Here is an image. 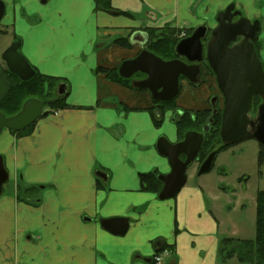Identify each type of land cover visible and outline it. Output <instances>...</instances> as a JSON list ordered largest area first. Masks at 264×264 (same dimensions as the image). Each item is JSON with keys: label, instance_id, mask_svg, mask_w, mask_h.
<instances>
[{"label": "crops", "instance_id": "1", "mask_svg": "<svg viewBox=\"0 0 264 264\" xmlns=\"http://www.w3.org/2000/svg\"><path fill=\"white\" fill-rule=\"evenodd\" d=\"M2 1L1 30L20 39L39 73L63 80L69 107L40 116L26 134L0 132L8 173L0 194V264H155V255L160 264H246L219 256L230 230L209 206L213 193L203 180L166 200L140 189V173L169 171L155 143L159 135L176 142V127L161 132L169 121L153 124L147 91L96 68L116 69L133 58L138 47L130 36L142 27L195 28L231 3L260 31L264 0H111L129 15L96 10L94 0ZM182 89L191 101L177 106L208 109L205 85L182 82ZM113 217L127 218L125 234L101 226Z\"/></svg>", "mask_w": 264, "mask_h": 264}, {"label": "water", "instance_id": "2", "mask_svg": "<svg viewBox=\"0 0 264 264\" xmlns=\"http://www.w3.org/2000/svg\"><path fill=\"white\" fill-rule=\"evenodd\" d=\"M4 13V3L0 0V20ZM235 18H237L235 20ZM217 25L211 29L206 47V60L215 74L217 87L222 98L223 107L219 127V138L223 144L237 143L245 138H255L264 146V103L258 105L255 120L250 119L248 112L252 98L264 95V69L254 48L253 40L259 29L257 20L249 21L235 9L233 3L217 13ZM206 25L196 26L192 33L180 39L175 45V53L190 62L202 59V39L207 34ZM241 37L238 44H229ZM133 43L142 47L148 35L136 31L130 36ZM19 40L2 52V60L7 71L21 80H28L35 75V69L18 50ZM4 67L0 63V102L8 93V84L2 77ZM118 73L122 78H131L136 73L145 74L141 80H134L132 85L140 90H147L153 100L169 101L179 93V79L183 77L190 83L197 82L198 64H186L179 58L163 60L147 49H141L133 58L123 60ZM65 92V85L59 84L58 95ZM215 99L211 100L213 105ZM46 101L36 98L26 99L16 114L5 116L0 111V132L3 129L21 131L34 123L41 115ZM215 111L213 110V113ZM209 122L201 131L187 130L181 140L171 143L162 136L156 140L157 152L166 158L169 165L167 173H158L157 179L162 186L157 194L159 200L175 196L186 182V169L197 159L203 145L204 134L209 130ZM253 131H248V128ZM183 156V157H182ZM215 151H211L198 167L197 174L211 169ZM97 176L105 178L101 172ZM8 180V173L0 156V194L2 186ZM100 224L106 230L123 235L128 228V220L124 217L101 219Z\"/></svg>", "mask_w": 264, "mask_h": 264}, {"label": "trees", "instance_id": "3", "mask_svg": "<svg viewBox=\"0 0 264 264\" xmlns=\"http://www.w3.org/2000/svg\"><path fill=\"white\" fill-rule=\"evenodd\" d=\"M95 9L113 14L129 15L123 11H115L111 6V0H94ZM191 29L186 30V34H190ZM145 32L148 35L147 49L167 61L177 57L175 53V45L182 38L177 37V34L181 32V29L171 28L168 26L162 28H150L147 27ZM114 42L120 46L131 47V44L127 39H115ZM254 48L259 54L260 44L257 37L253 40ZM35 69V68H34ZM35 75L26 81L19 80L15 75L6 71L9 76L7 81L9 86V92L0 104V110L5 116H12L16 114L23 101L29 96H37L42 99H48L49 111H44L43 115L48 114L51 111L57 109H63L69 107L66 103V91L62 95L54 94L53 91L57 90L59 84H64L63 80L58 77L47 76L39 73L35 69ZM96 72H102L105 76L117 82L123 86L130 87L131 89L139 90L132 85L131 78H122L116 69H106L103 67H97ZM140 74V73H138ZM259 101L257 97H254L253 106L258 107ZM177 105L175 100L163 101L152 100V107L149 109L153 124L158 127L161 125L162 117L165 111L176 110ZM211 119V127L208 132L204 134L203 145L199 151L198 161H202L211 151L215 150V142L220 141L219 127L221 122V110L218 114L212 115L209 109L203 110H181L180 114L174 118V124L176 127L177 140L183 138L184 133L187 130L201 131L202 127L206 125ZM33 123L27 128L21 131H13L18 135L26 134L30 132ZM228 144L220 143L219 149L224 148ZM263 151L264 147L262 146ZM262 154V153H261ZM263 155H260V161ZM158 172L156 170L140 173L139 182L140 189L142 191H148L158 194L162 183L157 179ZM29 192L32 189L28 190ZM30 202H33L29 200ZM163 248H159L157 252H160ZM219 256L222 259H228L235 257L237 261L246 264H264V190L257 193L255 199V236L253 240L236 239L231 237L222 238L219 242L218 249Z\"/></svg>", "mask_w": 264, "mask_h": 264}, {"label": "rangeland", "instance_id": "4", "mask_svg": "<svg viewBox=\"0 0 264 264\" xmlns=\"http://www.w3.org/2000/svg\"><path fill=\"white\" fill-rule=\"evenodd\" d=\"M213 18L210 19V22H205L209 29H213L216 26V16ZM146 28L142 27L141 30L145 31ZM178 29H181V32L177 34V37L180 38L185 36L184 34H186L188 28ZM189 29H191V33L193 28ZM263 35L264 29H260L256 35L260 48L264 46ZM206 36L208 38L209 33ZM13 39L9 31L5 36L0 34V59H2L4 48L18 40V38L16 40ZM135 44L138 48H141L138 43ZM147 45L146 43L144 48L147 49ZM259 51H264V47ZM258 56L263 65V55L260 53ZM141 76L143 75L136 73L132 76V79H138ZM189 94L181 88L174 100L175 102L182 101L183 105H187L191 101ZM210 96L211 94H209ZM258 97L260 104L264 103V95ZM210 104L211 100L208 101V105ZM183 105L177 106L174 111H165L161 123L169 122L163 126L161 132L168 135L169 131L174 128L173 120L177 117V114H180L181 110H184ZM47 107H43V112L49 111ZM256 109L254 106L250 109L248 113L250 118L254 119L256 117ZM249 131L253 130L249 129ZM162 136L159 135L157 139ZM220 143V141L215 142V150L218 151L213 159L211 169L205 173L197 174L196 172L194 173V168L197 164L195 162L191 163L186 169L187 178L185 184L190 185L195 180L201 179L204 181L205 190L212 191L213 195L207 202L210 207H217L218 213L224 218L222 219L230 230L227 235H224L225 237L253 240L255 236V199L257 193L264 190V151L262 145L252 137L245 138L237 143L228 144L221 149H219ZM260 155H263L261 161L259 160Z\"/></svg>", "mask_w": 264, "mask_h": 264}, {"label": "flooded vegetation", "instance_id": "5", "mask_svg": "<svg viewBox=\"0 0 264 264\" xmlns=\"http://www.w3.org/2000/svg\"><path fill=\"white\" fill-rule=\"evenodd\" d=\"M2 1V0H1ZM3 2V1H2ZM41 2H45V0H41ZM4 3V2H3ZM5 4H4V13H3V16H4V14H5ZM3 16H2V18H3ZM2 18H1V20H0V24H1V21H2ZM237 18H235V20H236ZM216 25H217V23H216ZM210 31H211V29H207V33H209V36H208V38H207V36H205V38L204 39H202V59H201V61L200 62H190V61H187L184 57H182V56H178L177 55V57L176 58H179V59H181L182 61H184L186 64H198V66H199V74L197 75V82L196 83H190L189 81H187V79H185V78H183V77H180V79H179V92L181 91V88H182V82H185V83H187L188 85H190V86H192V87H201L202 85H205L208 89H209V91H210V93H211V96L209 97V100H212V99H215V101H214V103H213V105H212V103L209 105V107H208V109L211 111V114L212 115H216V114H218L219 113V111L221 110V113H222V107H223V98H222V94H221V92H220V90H219V88L217 87V83H216V78H215V74H214V72L212 71V69L210 68V66H209V64H208V62H207V60H206V47H207V45H208V43H209V41L211 40V36H210ZM0 34H2L3 36H5V34H7V33H5L3 30H1V25H0ZM191 34V33H190ZM190 34H188V35H186V36H189ZM207 35V34H206ZM14 39L13 40H16L17 38L16 37H13ZM241 37H239V38H237L235 41H233V42H231L230 44H229V46H233V45H235V44H238L240 41H241ZM18 40H19V47H18V50L20 51V46H21V41H20V39L18 38ZM17 40V41H18ZM17 41H15L14 43H12V44H15ZM148 42V41H147ZM146 44V43H145ZM145 44L141 47V48H138V50L137 51H140L141 49H144V46H145ZM10 46V45H9ZM9 46H7V47H9ZM7 47H5L4 48V50L3 51H5L6 49H7ZM21 52V51H20ZM0 63L3 65V67H4V70H3V73H2V77L5 79V81L7 82L10 78H9V76L6 74V71H7V69H6V67H5V63H4V61L2 60V59H0ZM32 66V65H31ZM140 74H142V73H140ZM143 76H141V77H138V79H135V80H141V79H143V78H145L146 77V75L145 74H142ZM16 76V75H15ZM17 77V76H16ZM19 80H21L19 77H17ZM31 79V78H30ZM29 80V79H28ZM21 81H26V80H21ZM208 82H210L209 84H208ZM8 84V83H7ZM145 91V90H144ZM8 92H9V86H8ZM54 92V94L56 93V90L55 91H53ZM148 92V91H147ZM149 93V92H148ZM8 94V93H7ZM150 94V93H149ZM7 96V95H6ZM5 96V97H6ZM254 97H257L258 98V101H259V97H258V95H255ZM254 97L252 98V101H251V107H250V109L253 107V102H254ZM29 98H36V99H39V100H43V101H46V105L45 106H47L48 105V99H42V98H39V97H37V96H29L27 99H29ZM4 100V99H3ZM2 100V101H3ZM26 100V99H25ZM24 100V101H25ZM153 100V99H152ZM2 101L0 102V104L2 103ZM24 101H23V103H24ZM23 103H22V105H23ZM220 103H221V105H220ZM259 104H260V101H259ZM258 104V105H259ZM22 105H21V107H22ZM21 107H20V109H21ZM258 108V107H257ZM19 109V110H20ZM213 110L215 111L214 113H213ZM1 111V110H0ZM250 111V110H249ZM2 112V111H1ZM19 112V111H18ZM42 112H43V108H42ZM256 112H257V109H256ZM3 113V112H2ZM249 113V112H248ZM256 115H257V113H256ZM249 116V115H248ZM250 118V117H249ZM256 118V117H255ZM255 118L253 119V120H255ZM250 119H252V118H250ZM211 127V121H210V123H209V128ZM249 129H252L253 130V128H251V127H249L248 128V131H249ZM199 155V154H198ZM183 157V156H182ZM205 159V158H204ZM203 159V160H204ZM202 160V161H203ZM202 161H198V157H197V159L195 160V161H193V162H195L196 164H197V166H196V169L198 170V167H199V165L201 164V162ZM192 162V163H193Z\"/></svg>", "mask_w": 264, "mask_h": 264}, {"label": "built area", "instance_id": "6", "mask_svg": "<svg viewBox=\"0 0 264 264\" xmlns=\"http://www.w3.org/2000/svg\"><path fill=\"white\" fill-rule=\"evenodd\" d=\"M160 261H161L160 256L155 255V257H154V263H155V264H160Z\"/></svg>", "mask_w": 264, "mask_h": 264}]
</instances>
